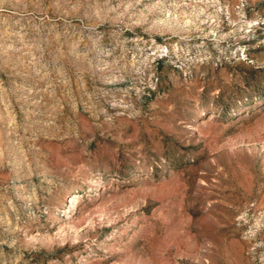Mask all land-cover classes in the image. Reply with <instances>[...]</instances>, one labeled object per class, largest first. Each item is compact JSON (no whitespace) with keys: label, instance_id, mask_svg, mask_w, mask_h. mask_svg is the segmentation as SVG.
<instances>
[{"label":"rangeland","instance_id":"obj_1","mask_svg":"<svg viewBox=\"0 0 264 264\" xmlns=\"http://www.w3.org/2000/svg\"><path fill=\"white\" fill-rule=\"evenodd\" d=\"M0 264H264V0H0Z\"/></svg>","mask_w":264,"mask_h":264}]
</instances>
